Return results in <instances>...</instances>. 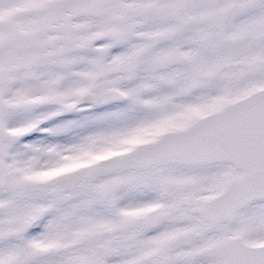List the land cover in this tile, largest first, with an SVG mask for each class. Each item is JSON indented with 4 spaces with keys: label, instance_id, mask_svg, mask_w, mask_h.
<instances>
[{
    "label": "snow or ice",
    "instance_id": "1",
    "mask_svg": "<svg viewBox=\"0 0 264 264\" xmlns=\"http://www.w3.org/2000/svg\"><path fill=\"white\" fill-rule=\"evenodd\" d=\"M0 264H264V0H0Z\"/></svg>",
    "mask_w": 264,
    "mask_h": 264
}]
</instances>
